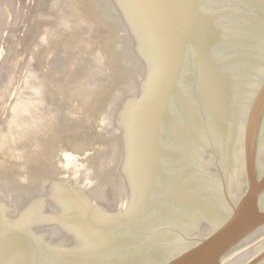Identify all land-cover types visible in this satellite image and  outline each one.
<instances>
[{
    "label": "water",
    "instance_id": "1",
    "mask_svg": "<svg viewBox=\"0 0 264 264\" xmlns=\"http://www.w3.org/2000/svg\"><path fill=\"white\" fill-rule=\"evenodd\" d=\"M124 206L0 205V264H264V0H73Z\"/></svg>",
    "mask_w": 264,
    "mask_h": 264
},
{
    "label": "rangeland",
    "instance_id": "2",
    "mask_svg": "<svg viewBox=\"0 0 264 264\" xmlns=\"http://www.w3.org/2000/svg\"><path fill=\"white\" fill-rule=\"evenodd\" d=\"M11 2V25L0 30V126L18 95L23 126L16 142L11 127L3 138L12 141L0 140V205L46 199L124 206L73 0Z\"/></svg>",
    "mask_w": 264,
    "mask_h": 264
},
{
    "label": "bare ground",
    "instance_id": "3",
    "mask_svg": "<svg viewBox=\"0 0 264 264\" xmlns=\"http://www.w3.org/2000/svg\"><path fill=\"white\" fill-rule=\"evenodd\" d=\"M16 4V3H15ZM51 6H55V0H52V5ZM14 2H11L8 1V0H0V30H5L7 29L10 25H11V21H10V17H11V14L13 13V10H14ZM76 20V19H75ZM77 25V24H76ZM0 31V34L1 32ZM29 31V30H28ZM4 32V31H3ZM37 33V32H36ZM46 35V33H45ZM43 37V36H42ZM49 37V36H48ZM42 43V42H41ZM49 43V42H48ZM50 45V44H49ZM17 62V61H16ZM93 72V71H92ZM91 73V72H90ZM32 88V87H31ZM2 92V91H1ZM32 92V91H31ZM66 95V94H65ZM34 96V95H33ZM1 99V98H0ZM39 99V98H38ZM69 101V100H68ZM38 104V103H37ZM41 104V103H40ZM70 104V103H69ZM33 105V104H31ZM66 105V104H65ZM23 106V101H22V97L21 96H17L14 100V103H13V107L12 108L13 110L11 111L12 113V117L11 114L9 116V119L7 122H5L2 126H0V140H2L3 143H9L10 141H12L13 139V142H14V138L17 137L16 135L19 136V132L23 126V123H18L20 122V118L19 116H17V113L18 111L20 110V108H22ZM38 106V105H37ZM40 106V105H39ZM70 109V108H69ZM43 111V109H42ZM22 112V111H21ZM71 112V111H70ZM40 113V112H39ZM59 113V112H58ZM68 114V112H67ZM21 117V115H20ZM35 117V116H34ZM37 122V121H36ZM51 123V122H50ZM15 124V126L13 125ZM39 124V123H38ZM14 126V127H13ZM14 128L12 131H13V134H11L13 137L11 140L10 138H3V137H6L3 133L5 131V129L7 128ZM18 138V137H17ZM24 139V138H23ZM1 142V141H0ZM15 142H16V138H15ZM36 154V153H35ZM9 159V158H8ZM34 160V159H33ZM116 194V193H115Z\"/></svg>",
    "mask_w": 264,
    "mask_h": 264
}]
</instances>
